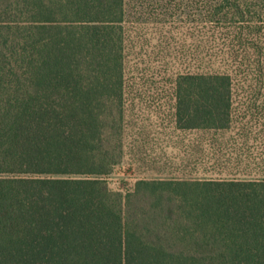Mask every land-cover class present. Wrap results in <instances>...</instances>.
Instances as JSON below:
<instances>
[{
	"label": "trees",
	"instance_id": "obj_1",
	"mask_svg": "<svg viewBox=\"0 0 264 264\" xmlns=\"http://www.w3.org/2000/svg\"><path fill=\"white\" fill-rule=\"evenodd\" d=\"M202 2L204 55L173 80L175 124L227 131L261 27L238 0ZM126 24L127 0H0V264H264L263 177L112 187Z\"/></svg>",
	"mask_w": 264,
	"mask_h": 264
},
{
	"label": "rangeland",
	"instance_id": "obj_2",
	"mask_svg": "<svg viewBox=\"0 0 264 264\" xmlns=\"http://www.w3.org/2000/svg\"><path fill=\"white\" fill-rule=\"evenodd\" d=\"M238 1L252 26L261 27L263 53L252 56L261 62L251 61L238 76L232 127L209 131L177 129L174 118L173 80L204 55L202 0H127L129 126L123 162L108 177L112 187L125 189L145 176L264 178V0ZM225 31L219 29L216 43Z\"/></svg>",
	"mask_w": 264,
	"mask_h": 264
}]
</instances>
